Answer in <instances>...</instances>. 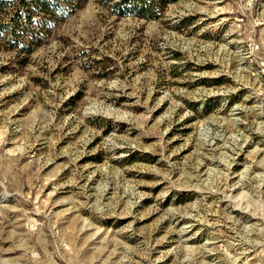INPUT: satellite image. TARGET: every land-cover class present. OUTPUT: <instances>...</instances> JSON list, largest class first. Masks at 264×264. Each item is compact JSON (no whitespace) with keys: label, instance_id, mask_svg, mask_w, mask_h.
Here are the masks:
<instances>
[{"label":"rangeland","instance_id":"374dc122","mask_svg":"<svg viewBox=\"0 0 264 264\" xmlns=\"http://www.w3.org/2000/svg\"><path fill=\"white\" fill-rule=\"evenodd\" d=\"M0 264H264V0H0Z\"/></svg>","mask_w":264,"mask_h":264},{"label":"built area","instance_id":"2783aa9c","mask_svg":"<svg viewBox=\"0 0 264 264\" xmlns=\"http://www.w3.org/2000/svg\"><path fill=\"white\" fill-rule=\"evenodd\" d=\"M258 50H259V45H258V44H251V45H250V51H251L252 53L257 52Z\"/></svg>","mask_w":264,"mask_h":264}]
</instances>
